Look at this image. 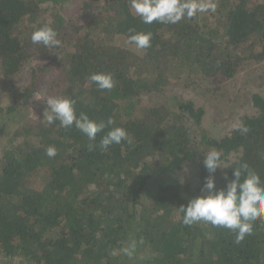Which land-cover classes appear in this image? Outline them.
I'll return each mask as SVG.
<instances>
[{
  "label": "trees",
  "instance_id": "16d2710c",
  "mask_svg": "<svg viewBox=\"0 0 264 264\" xmlns=\"http://www.w3.org/2000/svg\"><path fill=\"white\" fill-rule=\"evenodd\" d=\"M206 2L214 11L176 24H144L129 0H0L3 83L22 77L0 107L2 263L264 264V221L238 242L225 228L184 225L179 211L201 194L208 175L203 153L211 149L221 152L226 167L215 173L217 189L244 162L264 181L262 95L252 93L256 112L240 117L246 134L233 128L216 139L202 126V107L169 93L176 86L216 92L238 75L251 80L264 62V0ZM46 24L61 47L31 42ZM129 29L151 32V47L128 44ZM99 72L112 74L113 89L89 82ZM48 96L71 98L77 115L105 123L111 117L115 124L95 141L74 125H48L42 121ZM116 126L127 130L128 141L101 149V137ZM49 146L56 149L51 158ZM191 162L195 181L175 179L148 199L141 195L153 177ZM132 241L137 249L129 259L120 248Z\"/></svg>",
  "mask_w": 264,
  "mask_h": 264
},
{
  "label": "clouds",
  "instance_id": "9594fccd",
  "mask_svg": "<svg viewBox=\"0 0 264 264\" xmlns=\"http://www.w3.org/2000/svg\"><path fill=\"white\" fill-rule=\"evenodd\" d=\"M130 9L139 17L142 23L152 24H176L183 19H190L198 13L214 11L215 6L206 0H129ZM127 43L134 45L137 50H146L151 47L152 33L138 32L129 29ZM33 44H41L46 48H58L62 41L58 39L57 31L50 25H44L31 34ZM90 83L96 85L100 91L111 90L115 86V80L111 73H92L89 75ZM39 99V98H38ZM46 108L43 112V120L48 125L58 122L62 128H71L73 125L83 133L89 141H95L97 134L104 131L115 121L109 117L107 123L97 122L81 112L77 115L76 101L61 96H48ZM241 134H246L249 129L243 122L235 126ZM129 134L123 127H111L101 137L99 147L107 150L109 146L128 141ZM96 148L90 143L88 150ZM46 154L51 158L56 155L54 146H49ZM204 154L203 167L208 175L204 178L201 194L193 197L187 205L179 207L182 213V223L191 226L198 223H209L214 227L228 229L237 235V241H242L253 232L254 223L257 220L264 221V181L260 175L249 168L244 162L233 168L232 178L224 174L226 184L217 189L215 173L218 169L226 168L221 164V152L211 149ZM140 243H143L141 240ZM137 242L132 241L120 248V252L132 259L135 256Z\"/></svg>",
  "mask_w": 264,
  "mask_h": 264
},
{
  "label": "rangeland",
  "instance_id": "374dc122",
  "mask_svg": "<svg viewBox=\"0 0 264 264\" xmlns=\"http://www.w3.org/2000/svg\"><path fill=\"white\" fill-rule=\"evenodd\" d=\"M252 74L254 77L251 80L243 75H238L228 82H225L224 86L216 92H205L203 88L194 90L188 86H176L170 87L169 93L180 95L183 100H192L195 107H202L204 109V116L202 118L203 128L210 137L220 139L235 128L242 115H251L256 112V108L252 105L250 98L252 93H259L264 97V62L260 63ZM21 78L16 77L11 84H5L3 83L0 72V107H5L10 103L9 88L13 83L17 87L22 85ZM221 94L224 96H221ZM41 98H43L42 90L37 92L33 103L28 106L31 113L34 112V106L37 107L40 105ZM34 103L35 105H33ZM0 143L2 144V141ZM194 163L191 162L182 170L175 171L172 174H160L157 177H153L145 185L144 190H141V195L145 199H148L158 186L170 183L175 179L186 182L195 181L196 169ZM17 260H14L15 264L18 263ZM2 261L0 258V264H4Z\"/></svg>",
  "mask_w": 264,
  "mask_h": 264
}]
</instances>
